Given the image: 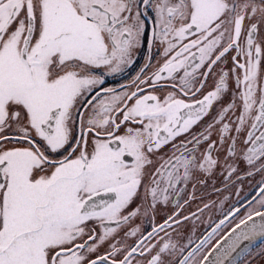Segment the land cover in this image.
Instances as JSON below:
<instances>
[{
  "label": "snow or ice",
  "instance_id": "1",
  "mask_svg": "<svg viewBox=\"0 0 264 264\" xmlns=\"http://www.w3.org/2000/svg\"><path fill=\"white\" fill-rule=\"evenodd\" d=\"M0 264H264V0H0Z\"/></svg>",
  "mask_w": 264,
  "mask_h": 264
}]
</instances>
